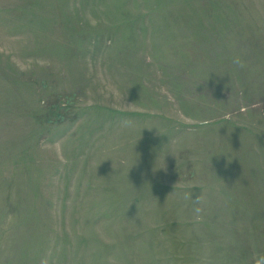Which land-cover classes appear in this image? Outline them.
I'll use <instances>...</instances> for the list:
<instances>
[{
    "label": "rangeland",
    "instance_id": "rangeland-1",
    "mask_svg": "<svg viewBox=\"0 0 264 264\" xmlns=\"http://www.w3.org/2000/svg\"><path fill=\"white\" fill-rule=\"evenodd\" d=\"M0 264H264V0H0Z\"/></svg>",
    "mask_w": 264,
    "mask_h": 264
},
{
    "label": "clouds",
    "instance_id": "clouds-1",
    "mask_svg": "<svg viewBox=\"0 0 264 264\" xmlns=\"http://www.w3.org/2000/svg\"><path fill=\"white\" fill-rule=\"evenodd\" d=\"M234 63H236L238 66L243 67V63L240 60H235Z\"/></svg>",
    "mask_w": 264,
    "mask_h": 264
}]
</instances>
